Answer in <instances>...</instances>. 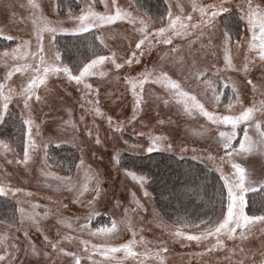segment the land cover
Segmentation results:
<instances>
[{
	"label": "snow or ice",
	"instance_id": "1",
	"mask_svg": "<svg viewBox=\"0 0 264 264\" xmlns=\"http://www.w3.org/2000/svg\"><path fill=\"white\" fill-rule=\"evenodd\" d=\"M101 2L104 3L105 14L94 10L96 7L94 0L92 2L90 0H80L82 6L79 15L69 9L68 18L74 22V27L72 28L61 26L59 21L56 22V26H49L51 22L43 17L39 11L40 5L35 3L34 0H28L26 5L22 4V8L27 7L31 10L29 19H31L33 25L34 47L31 38L23 39L22 37L13 36L6 32L3 27H0V37L8 41H14L15 45L12 48L4 47L0 51V57L9 58L14 62L12 65H5L7 70L3 80L10 81L15 73H30L26 84L22 86L19 92L5 83H0V121L3 120L9 104L13 101V97L19 95L23 98V108L21 109L24 126L22 158H20V153L15 152V149L5 140H0V147H3L6 151L13 152L16 156L15 160H8L7 163H15L17 166L22 165L23 172L31 175V154L33 150L39 148L42 152V157L39 161L38 172L39 176L45 179H38L37 183L56 192L62 186L72 193L77 201L87 193L91 196V199L87 200V206L91 210L90 214L83 218L77 217L76 219L90 221L94 214H98L95 213L93 204L104 197L105 190L102 187L103 178L101 173L99 171L93 172L91 166L86 165L85 148L88 145L106 143L107 139L102 141L100 126L90 127L86 120V117L92 116L93 124L95 125L96 117L103 118L106 116L100 107L101 90L99 83L101 82H97V87L93 88V85L88 83L86 78L95 75L107 76L108 74L105 72H97V66L106 61L110 62L115 70L124 69L125 65H128L126 71H135L131 66L142 63L141 57L145 54L146 49L151 50L156 44L169 45L170 47L160 56V62L153 68L149 69L146 67L143 71L138 72L135 77L130 75L123 77L122 82L126 86L125 92L129 90L127 86L130 85L133 97L132 115L127 119V123L132 124L133 121H136L141 111L152 106L148 103L149 100L157 106L160 102L168 106L170 101L175 100L178 106H182V113L188 117L199 113L200 116L210 121L211 125H216L217 130L221 124L231 126L230 131L218 130L220 139L213 145L216 148L217 155L214 156L209 153L207 156V159L213 162L215 170L220 173V179L223 181L221 198L224 202L225 190H227L226 209L222 218L215 223L209 224L201 221L196 224L188 222L181 217L178 221L173 222L174 226L180 225V228L173 234V238H183L184 241H195L197 244H200L201 241L209 242L210 246L206 247L203 252L190 255L203 256L205 253L211 255L217 249H225L228 253L225 256L228 264H245L248 251L239 245L233 248H226L224 240L225 238L228 240H236L238 238L243 242L254 234L253 229L257 225L261 226L259 230L264 234V214H247L245 211L247 206L245 194L250 191H264V181L258 183L253 181L249 169L244 167L241 162H237V158L243 161L249 154L253 153H258L264 159V0H238L235 5L240 14V19L246 23L247 30L252 33L251 40L244 37L235 41L234 47L236 50H240L241 45L247 43L248 50L244 54L243 62L240 65L234 64L230 55L233 46L232 36L224 30L219 33L218 37L217 17L221 13L228 12L231 8L226 6L224 0H217V2L209 4L197 3L196 0H192L191 12L187 14L185 7L181 5L179 0L175 4L171 0H165L168 5L167 13L166 17L161 18L159 26L153 23V18L148 16L146 12L141 16L140 9L135 7L134 2L130 3L129 7L134 9L136 15H133L132 11H128L116 4V0H111V4L107 0H101ZM113 9H115L114 13ZM174 9L178 11H174ZM194 14H198V18ZM15 17L16 14L12 13L10 23L17 22ZM117 20H127L129 24L134 26L133 31L139 33L138 37L125 35L124 39L128 40V46L127 48H120L119 52L114 51L109 46L103 34L96 35L97 32L102 33L101 25L112 24ZM150 26L155 29L154 32L149 30ZM257 28L259 29L258 33L256 31ZM44 32L49 34L47 47L54 53L50 58L46 56ZM58 32L61 34L71 33L73 35L92 33L98 41L99 49L107 50L109 55H102L100 51H97L93 58L84 64L82 68L74 71L62 62L61 52L55 45V38ZM174 37L181 38L185 43L183 45L174 44ZM217 38L222 41L221 44L214 43ZM219 48H222L224 53L223 68L217 67L215 64L208 65L199 61L201 54L205 57H217ZM120 52H123L124 55L121 56ZM252 53H255V55ZM29 59L31 60L30 63L28 62ZM21 60L24 62L20 63L19 61ZM257 64L259 65L260 76L259 78H250V73ZM228 70L243 73L240 83L243 84L245 89L250 88L252 94L251 106H244L241 99L242 89L231 76H226ZM170 72L172 75L169 74ZM177 73L183 78L184 83H181L179 79H173V75ZM61 74L67 78L69 84L74 82L77 91L80 93L76 103L79 104L83 111L79 116L78 122H73L72 115L75 111L73 107L64 108V111L69 116L68 120L57 119L62 120L61 126L71 125L72 129V136L61 142L71 143L81 151V158L76 165V170L78 173L83 171L85 174L86 182L82 185L74 180L72 176H59L50 170L52 168V165L48 162V145L50 141L41 136L43 116L46 115V113H43V108L49 106L50 98L55 95V93L49 94L46 81L50 75L60 76ZM220 78L226 79L227 84L231 85V95L228 96V102L224 107L232 109L234 104L240 105L241 112L239 115H221L214 110L209 111L205 107V103L198 100L196 95L191 94V88L187 91L184 90L188 81L195 83L197 86L202 84L206 93L211 91V96L206 95V102L215 109L220 104L221 95H223V93H220L219 88L215 87L216 81ZM111 79L118 82L121 81L119 75H115ZM146 84L149 86L160 85L166 91L167 98L157 95L151 87L146 90ZM41 85L45 86L44 95L37 94V89ZM6 87L7 91H5ZM257 96L261 97L259 101H257ZM33 98L35 104H33ZM36 104L40 105V108L33 118ZM256 113L260 115L257 116ZM106 118L109 129L120 132L124 127V122L114 123L112 116H107ZM36 120H39L40 123H36ZM140 123H143V120ZM157 123L164 124L166 121L159 120ZM167 123H172V121L169 120ZM242 123L245 124L243 137L239 139L238 143H234L237 140L238 126ZM79 124H84L83 132L78 127ZM249 127L254 129L255 139L249 135ZM210 130V128H205V131ZM78 134L81 137H87L83 141V147H81V140L78 142ZM144 135H148L150 140L146 149L147 152L151 153L157 150L158 146L164 151H173L172 145L166 142V137L153 136L151 132L137 133L138 137H143ZM34 137H40L39 143ZM124 143L128 144V141L125 140ZM136 147L137 145H130V150L134 151ZM221 149L223 150V155L219 154ZM120 151V149H116L114 151L115 156H112V162L115 161L116 165L119 164ZM180 152L181 154L187 152V148H180ZM192 152L194 153L192 159L196 160L199 158L203 162V158L195 154L197 149L193 148ZM181 158H183V155H181ZM224 164L231 166L232 171L229 174H225ZM15 171L14 169L13 173H0V196H9L11 194L16 201V211L19 214V219L13 222L0 220V264H27L22 257L41 256L44 259L38 261V264H63V260L58 259L62 257L69 258V264H82V262L83 264H125V260L128 258L137 261V264H146V259L152 256L159 259L160 264H164L165 254L169 252V249L162 240L153 250L147 246L148 242L145 241L143 236L136 240V232L132 231V239L126 243H111L118 227V222L115 220L112 221L111 227L105 226L95 230L90 229L87 223L81 224L79 226L81 232L88 231L90 236H98L102 238L103 242L90 244L88 240H80L79 244L83 245L82 252L65 251L62 241L71 240L73 239L72 237L64 235L60 236V239L52 240L41 228L40 221L50 214L48 205L43 206L45 209L43 213L37 212V208H40L41 205L33 200L36 194L24 187L5 183L12 179ZM125 172L127 177H131L133 181L139 183L140 189L144 191V196L150 198L151 194L145 188L149 178L146 175H137L136 172L127 170ZM48 178L59 183L54 185ZM87 181H91V185ZM132 196L135 200V193H132ZM45 199L51 200L52 197L47 196ZM80 202L83 203L82 201ZM135 202L139 205L138 200ZM25 204L30 207L25 208L23 206ZM64 207L67 206L65 205ZM153 213L157 216L159 215V213H156L155 208H153ZM59 222L64 223L63 220ZM189 226L191 234L181 230ZM68 227H71V225L69 224ZM31 229H35L43 236L41 247H38L32 240ZM129 230H132L131 225H129ZM16 233H23V240ZM57 235L59 236L60 233L58 232ZM210 238H214L215 242L212 243ZM137 244L143 248V251H133ZM181 246H184L183 242ZM48 248L51 251H48ZM237 251L244 259L233 261L232 257L237 254ZM120 253H123V255L118 256ZM253 255L256 254L253 253ZM148 264H150V261H148ZM250 264H264V238L261 239L258 258L253 259Z\"/></svg>",
	"mask_w": 264,
	"mask_h": 264
},
{
	"label": "rangeland",
	"instance_id": "2",
	"mask_svg": "<svg viewBox=\"0 0 264 264\" xmlns=\"http://www.w3.org/2000/svg\"><path fill=\"white\" fill-rule=\"evenodd\" d=\"M76 9H73L70 5L62 3L61 0H34L35 3L40 5L39 11L42 13L43 17L50 21L51 24L49 26H56V22H61V26L72 28L74 27V22L68 18V11L72 9V11L79 15L81 3L80 0H74ZM92 2V0H90ZM96 7L95 11L101 14H105L104 3L101 0H94ZM109 4H111V0H107ZM135 3L134 0H116V4L120 7L132 11L133 15H136V12L133 8L129 7L130 3ZM165 3V0H163ZM173 4L177 2V0H171ZM182 6L185 7L186 14L191 12V3L192 0H179ZM197 3L209 4L217 2V0H196ZM226 6H230V10H237L235 5L238 0H224ZM28 0H0V27H3L6 32L13 36L22 37L23 39L32 40L33 47L35 46V37L33 33V25L31 19H29L31 15V10L27 7H21L22 4L26 5ZM166 4V3H165ZM135 7H137L135 3ZM168 5L166 4V12L164 17H166ZM140 9V15L142 16L145 13V10ZM113 13L115 9L112 10ZM174 11H178L174 9ZM238 11V10H237ZM12 13L16 14V23H10V19L12 18ZM147 13V12H146ZM226 13V12H225ZM221 13L217 17V27L219 29V33H222L225 29L223 24L221 23L220 16ZM148 14V13H147ZM148 16H151L148 14ZM198 18V14H194ZM152 17V16H151ZM153 18V17H152ZM159 17L153 18V23L159 26ZM133 25L129 24L127 20H117L112 24H103L101 25L102 33L97 32L96 35L103 34L106 37V42L114 51L120 50V48H127L128 40L124 39L125 35L127 36H139V33H135L133 31ZM150 31L154 32V28L149 27ZM257 33L259 29H256ZM71 34V33H67ZM85 34V33H83ZM92 34V33H91ZM45 37V47H46V56L49 58L54 55L53 51L48 49V40L49 34L47 32L43 33ZM61 35V33H57L55 38V45L57 49L60 51L59 45L57 43V37ZM94 37L95 35L92 34ZM244 37H247L248 40L252 39V33L247 30V26L245 24V28L243 33L240 35L239 39L232 37V49L230 55L232 56L233 63L236 65H240L243 62L244 54L247 52V43L241 45L240 50H236L234 45L236 40H241ZM0 41H3L4 45L0 46V51L3 50L4 47L12 48L14 47V41H8L0 37ZM121 41H123L121 43ZM174 44L183 45L185 43L179 37L173 38ZM216 44H221L222 41L217 38L214 41ZM134 47V45H133ZM170 47L169 45L156 44L151 50H145V54L141 57L142 63L140 65L133 64L131 67L135 69V71H126L128 69V65H125L124 69L115 70L110 62H104L101 65L97 66V72H105L108 75L105 77H101L99 75L87 77L86 80L88 83L93 85V88L97 87V82L99 83V88L101 90V100L100 107L101 111L106 114L105 117H96L95 125L93 124V117L88 116L86 120L90 127H95L96 125L100 126V137L103 140L107 139L106 143H102L101 145H88L85 148L86 155V165L91 166L93 172L99 171L103 178V189L105 190V195L101 200H97L93 204V208L95 210L93 218L88 221L85 219L77 220V217H86L90 214V209L87 206V200L91 199L87 193H85L84 197H81L79 201L76 200V197L70 193L66 188L60 187L59 191H53L52 189L44 187L42 184H38L37 180H44V177L39 176L38 168L40 167L39 161L42 157V152L39 148L33 150L32 152V160L30 161V167L32 168L31 175L23 172V166H17L15 163L8 164V160H15L16 156L11 151H6L3 147H0V173L7 172L13 173L15 169V173L10 181H6L5 183H10L12 185L18 187H24L28 191L36 194L33 197L34 202L41 205L40 208H37V212L43 213L45 211L44 205H48V210L50 214L43 220L40 221L42 230L49 235V238L52 240L60 239V236H70L73 239L62 241V245L65 248V251H83V245L79 244L80 240H88L90 244L94 243H102V238L98 236H90L88 231L81 232L79 230V226L81 224H88L90 229H97L102 227H111L112 221L115 220L118 222V227L116 230V234L112 239L111 243H126L128 240L132 239V231L136 232V240H139L141 236L145 238V241L148 242V247L155 250V248L159 245V242L162 240L165 242L166 247L169 249V252L165 254L164 264H228V261L225 259V256L228 255L225 249H217L211 255L205 253L203 256H195L190 255L197 252H203L206 247L210 246L208 241H201L200 244H197L195 241L187 242L184 241L183 238H173V234L180 228V225H173L172 222L168 221L155 207V204L152 200V196L145 197L144 191L140 189L139 183L137 181H133L131 177L126 176L127 171H132L131 169L125 167L121 163V155L124 153H130L134 155H143L148 152L146 149L149 146L150 140L148 135H144L143 137H138V132L148 133L151 132L153 136H162L166 137L167 143H170L173 147V151H168L176 154L177 156H186L192 159L194 153L192 149H197L195 153L198 157L203 158V164H207V166L213 168V162L207 159L209 153L212 155H217L216 148L213 145L216 144V141L219 140L218 130L219 131H230V125L221 124L217 130L216 125H211L210 121H207L206 118L202 117L197 113L195 116L188 117L182 113V106H178L175 100L170 101L168 106H165L162 102L158 104H152V101L149 100L148 103L152 106L145 108L144 111H141L137 116L136 121H133L132 124L127 123V119L132 115V93L130 90V85L127 86L129 90L125 92V84L122 82L123 77L125 75H130L135 77L138 72L143 71L146 67L151 69L156 64L160 62V56L163 55V52ZM198 47V45H197ZM217 57L207 56L205 57L203 54L200 55L199 61L202 63H206L208 65L215 64L217 67L223 68L224 66V53L223 49L219 48ZM258 51V49H257ZM61 52V51H60ZM102 55H109L108 51L105 50ZM255 55V53H252ZM120 55L123 56V52H120ZM62 58V55H61ZM93 58V57H91ZM91 58H89L85 63H83L80 67L72 68L74 71H78L83 67ZM190 59V58H189ZM258 60V56H257ZM23 63L24 61H19ZM29 63L31 60L29 59ZM62 62L68 65L65 60L62 59ZM14 62L6 57H0V83H5L10 86L12 89H15L17 92L20 91L22 86L26 84L27 78L30 75L29 72L15 73L10 81H4L3 77L6 72L5 65H12ZM78 74V73H74ZM172 75V73H169ZM115 75H119L121 77V81H115L113 78ZM210 75V73H209ZM226 76H231L234 81L242 89L241 91V99L244 103V106H251L252 104V94L249 89H245L243 84L240 81L243 78V73L235 72L232 70H228L226 72ZM260 71L259 65L257 64L250 73V78H259ZM173 79H179L181 83H184L183 78L179 76L177 73L173 75ZM203 79V78H202ZM63 81V83H61ZM47 88L49 94L55 93L54 96L50 98L49 106L43 108V113H46L43 116V124L41 125V136L45 137L50 141L48 145V157L49 164L52 165L50 169L52 172L58 174L59 176H72V178L78 181L81 185L86 182V177L83 171L77 172L76 165L79 163L81 158V151L78 150L77 147H74L71 143L61 142L67 138L72 136L71 125L61 126L62 120L57 118H62L63 120H68L69 116L67 112L64 111L65 107H73L75 111L73 112L72 119L73 122H78L79 116L82 113L83 109L79 107V104L76 103V100L79 98L80 93L77 91L74 82L73 84H69L67 78L61 74L60 76L50 75L46 81ZM227 85V86H226ZM44 85H41L37 89V94L44 95ZM82 87V85H81ZM149 87L157 95L163 96L167 98L166 91L160 87V85H145V89L148 90ZM215 87L219 88L221 95V102L219 105L212 108L210 104L206 102V95L211 96V91L205 92L204 86L201 84L197 86L195 83L188 81L187 87L184 89L187 91L189 88L192 89V95H196L197 99L202 103H205V107L209 111H215L221 115H239L241 112V106L238 104H234L232 109H226L224 107L228 102V96L231 95V85L227 84L226 79L220 78L216 81ZM7 91V87L5 89ZM70 93V95H69ZM119 98V99H118ZM147 99V97H146ZM261 97L257 96V101H259ZM33 104H35V100L33 98ZM23 108V98L19 95H15L13 97L12 103L9 104L7 112L5 116L11 115V117H15L14 120L18 121L20 124V138L21 141L18 144H13L11 141H8L6 138L0 136V140H5L12 148L15 149V152L20 153V158H22V150H23V141H24V126L22 122L21 109ZM36 111L33 112V118L39 111L40 105H35ZM259 116V113H256ZM3 117V120L5 119ZM107 116H112L113 122H124V127L120 132H116L114 129L108 128ZM2 120V121H3ZM143 120V123L140 121ZM163 120L166 121L164 124H158L157 121ZM171 120L172 123H167V121ZM0 121V123L2 122ZM36 123H40L39 120H36ZM78 127L83 132L84 124H79ZM245 124H240L237 130V140L234 143H238L239 139L243 137V129ZM205 128H210V131H205ZM249 135L253 136L255 139V131L252 127H249ZM39 143L40 137H34ZM87 139L86 136L81 137L78 134V142L81 140V147H83V141ZM127 140L128 144H125L124 141ZM16 145V146H15ZM130 145H137L134 151L130 150ZM66 146L68 148H73L74 153L72 152V156L76 155L75 163L71 168L68 169H60L56 166L55 162L52 160L51 154L49 153V149L53 147ZM187 148V152L181 154L180 148ZM116 149H120L119 156V164L116 165L115 161L112 162V156H115L114 151ZM155 151H164L159 146ZM94 154V155H93ZM220 155H223V150H220ZM194 160V159H193ZM201 162V159H196ZM237 162H241L244 167L248 168L251 172V176L253 181L257 183L260 181H264V159L260 157L258 153L249 154L247 158L241 161L237 158ZM218 163V160H217ZM225 174H229L232 169L229 164L223 165ZM134 172V171H132ZM219 173V172H218ZM137 175H143L137 173ZM220 174V173H219ZM50 182L54 185L59 182L51 180L48 178ZM91 185V181H87ZM146 190L151 194L147 185H145ZM258 191V190H257ZM257 191H250L248 193L255 194ZM132 193H135V200L133 199ZM227 194V190H226ZM51 196L52 199L48 200L45 197ZM227 196V195H226ZM11 199L14 202L15 207H13V215L14 218L2 219L7 222H13L19 219V214L16 211L17 205L16 201L13 199L12 195L5 196ZM262 197V194L258 195V198ZM256 198V197H255ZM139 201V205L135 202ZM82 201L83 203H81ZM67 207H64V206ZM142 205V207H140ZM25 208H29L28 204L23 205ZM153 208H155L156 213L159 215H155L153 213ZM226 209V208H225ZM127 210V211H126ZM253 214V213H249ZM264 214V213H263ZM259 215V214H256ZM63 220L64 223H60L59 221ZM123 221V222H121ZM71 227H68V225ZM129 225H131V229L129 230ZM260 225H257L253 229V235L249 236L247 240L241 242L238 238L236 240H228L225 238L224 243L226 248H233L236 245L240 247H244L246 251H248L247 258L245 260V264H250L253 259L258 258V252L261 246V239L264 238V234L260 232ZM186 233L191 234L190 226L188 228L181 229ZM60 233L58 236L57 233ZM21 240H23V233H16ZM31 238L37 244L38 247H41L43 236L40 232H37L35 229H31ZM211 242L214 243L215 239L210 238ZM184 243L182 247L181 244ZM51 251L50 248L47 249ZM250 250V251H249ZM133 251L141 252L143 248L137 244ZM255 253L256 255H253ZM123 253L118 254V256H122ZM99 258V257H97ZM23 260L27 262V264H38V261H42L44 258L41 257H22ZM63 260V264H69V258L62 257L58 258ZM233 261L244 259V257L237 251V254L232 257ZM160 264L159 259L154 256L148 257L146 259V264ZM83 264V262H82ZM125 264H137V261L128 258L125 260Z\"/></svg>",
	"mask_w": 264,
	"mask_h": 264
},
{
	"label": "trees",
	"instance_id": "3",
	"mask_svg": "<svg viewBox=\"0 0 264 264\" xmlns=\"http://www.w3.org/2000/svg\"><path fill=\"white\" fill-rule=\"evenodd\" d=\"M62 3L76 9L74 0H61ZM137 7L145 10L153 18L161 20L166 12L163 0H134ZM224 29L236 39L240 38L245 28V22L240 19L237 10H229L220 16ZM62 59L72 68L80 67L99 49L98 41L91 33L61 34L57 37ZM4 45L0 41V46ZM15 117L5 116L0 123V136L18 144L21 141L20 122ZM16 146V145H15ZM73 148L66 146L49 149L52 160L60 169H68L75 163L76 155ZM123 166L134 172L146 175L152 200L159 212L170 222L184 220L199 224L201 221L215 223L222 218L227 203L221 198L223 181L220 174L213 168L189 157L177 156L168 151H153L143 155L124 153L121 155ZM262 197L258 198V195ZM246 213H264V191L255 194L246 193ZM256 197V198H255ZM15 204L10 198L0 196V218H14ZM12 220V219H11Z\"/></svg>",
	"mask_w": 264,
	"mask_h": 264
}]
</instances>
